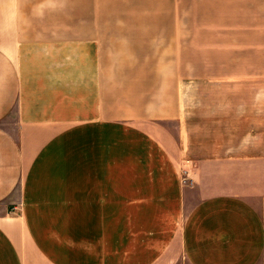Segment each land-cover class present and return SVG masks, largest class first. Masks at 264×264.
I'll list each match as a JSON object with an SVG mask.
<instances>
[{
    "label": "crops",
    "instance_id": "1",
    "mask_svg": "<svg viewBox=\"0 0 264 264\" xmlns=\"http://www.w3.org/2000/svg\"><path fill=\"white\" fill-rule=\"evenodd\" d=\"M73 1L0 0V264H264V0ZM73 6L41 20L77 31L22 30ZM233 13L207 45L239 74L210 78L241 100L187 104L183 58L151 52Z\"/></svg>",
    "mask_w": 264,
    "mask_h": 264
},
{
    "label": "rangeland",
    "instance_id": "2",
    "mask_svg": "<svg viewBox=\"0 0 264 264\" xmlns=\"http://www.w3.org/2000/svg\"><path fill=\"white\" fill-rule=\"evenodd\" d=\"M68 1L69 3H71V1L73 0ZM108 1L109 0H100L102 4L95 6L94 9H96L97 12H100L102 14H105L110 11L120 12L125 10L123 2L120 3V5L109 6ZM26 2H28V0H21V4H23L24 6ZM126 8H128V5ZM89 12H92L91 6H73L57 9L42 8L30 11L21 10L22 17L29 16L33 19H36L35 21L40 22V24L38 23L36 25L26 26L25 28H22V30L26 35L27 33L38 35L42 33H53L58 31L74 32L79 29V24L75 21L71 22L73 18H68V23L58 22V24H45L44 20L41 19L48 16L53 17L54 19L58 18V16L71 17L74 14H88ZM235 17V13L230 14V30L229 32L225 31L223 33L224 35H222V31L218 29L210 31L202 29L205 26H211V24H206L203 21L202 16H199V18H197V22H184L182 24L183 29H186V31L183 32V41L184 44H186L184 48L177 50L168 49L166 51L161 50L151 52V57L157 54V56L159 57H167L168 59L175 56L183 58L182 71L185 74L184 86L186 88L187 104H201L217 101L241 100V88L239 87V78H234L232 82L228 83L224 82V80L220 78H210L212 76H220L224 73L223 70H231L234 74H239L238 45H207V43L210 42L222 41L215 40V38H221L222 36L226 37L225 39L235 41L237 38V24L235 21ZM107 23L108 21H105L102 24L105 25ZM191 28L192 30H190ZM191 43L197 44L198 46H190ZM224 83L230 86L234 85L232 95L225 94L224 92H222L225 90H221L220 88H218V86L224 85ZM171 126L173 131L177 132V125L171 124Z\"/></svg>",
    "mask_w": 264,
    "mask_h": 264
},
{
    "label": "clouds",
    "instance_id": "3",
    "mask_svg": "<svg viewBox=\"0 0 264 264\" xmlns=\"http://www.w3.org/2000/svg\"><path fill=\"white\" fill-rule=\"evenodd\" d=\"M7 14L9 15V18L11 20H14L15 19L16 10H15L14 4L8 7Z\"/></svg>",
    "mask_w": 264,
    "mask_h": 264
}]
</instances>
